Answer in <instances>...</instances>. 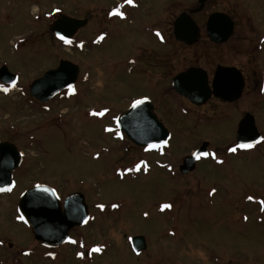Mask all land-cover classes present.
<instances>
[{"label":"rangeland","instance_id":"1","mask_svg":"<svg viewBox=\"0 0 264 264\" xmlns=\"http://www.w3.org/2000/svg\"><path fill=\"white\" fill-rule=\"evenodd\" d=\"M137 1L122 23L109 14L117 0H0V68L19 76L14 87L0 84V142L25 155L18 189L3 201L13 199L12 207L0 206V237L33 246L15 208L23 190L46 185L62 199L84 194L90 219L65 246L40 248V264H264V145L228 154L220 166L204 162L190 177L170 172L203 142L214 149L233 143L235 117L162 106L156 115L172 134L163 157L132 146L116 128L132 101L159 97L161 86L143 69V48L160 50L148 31L171 30L195 3ZM59 15L89 22L67 43L49 31ZM170 48L168 63L178 67ZM62 60L80 67L76 86L47 104L33 99L32 83ZM254 114L264 133V113ZM136 236L147 243L140 255L132 249Z\"/></svg>","mask_w":264,"mask_h":264},{"label":"flooded vegetation","instance_id":"2","mask_svg":"<svg viewBox=\"0 0 264 264\" xmlns=\"http://www.w3.org/2000/svg\"><path fill=\"white\" fill-rule=\"evenodd\" d=\"M194 1L195 3L193 2L191 7L182 10L173 19L171 30L153 29L148 31L151 32V36H154L156 47H159L160 50H155L151 45L147 46V49L143 48L146 59L143 69L145 75L155 84L154 87L161 86V88L156 95L159 96L156 102L149 96H144L139 100H149L153 106V113H159L158 110L160 111L162 106H167L173 113H180L178 108H183L185 112L187 108L189 109L188 113H213L214 115L221 113L219 116H224V118L235 117V133L233 143L224 148L216 147L214 149L211 148L210 143L203 142L202 145L204 143L209 144L206 151L209 156L198 160L193 172L183 174L181 167L185 160L191 157L202 145L184 157L176 167L171 168L170 172H174L173 176L182 178L195 175L198 167L204 162H209L213 166H220L222 163L224 164V157L228 154H240L243 152L242 150H253L264 145V133L258 128L257 116L254 114L264 113V4L259 0H226L224 7H220V5L212 4L217 0H206L204 7L199 10L201 7L200 0ZM136 2L138 1L133 0V3L129 4L127 0H117V7L111 8L109 14L118 17L122 23L126 22L129 17L128 12L133 10V13L140 5H137ZM118 13H123V16ZM216 14L219 16L210 20ZM182 15L188 16L191 19L190 24L194 26L185 30V26L182 24L183 29L179 32L186 40H176L174 24ZM129 21L132 23L131 20ZM170 44H175L171 48L177 52L179 57L178 67H172V64L168 63L167 54ZM186 60L191 63H185ZM191 71L194 72V77L191 80L195 86V91H199L193 95L199 103H193L190 98L180 94L174 88L175 80L180 75ZM133 102L124 112L132 107ZM168 102L171 105H168ZM238 113H241V116ZM247 114L255 118L258 131L262 135L260 144L252 148L242 147L236 140L239 124ZM237 117L238 120L236 121ZM215 118L217 117L215 116ZM171 139L172 134L170 133V139L164 146L147 151L152 155L163 157L164 150H167ZM231 148H236L237 151L231 152ZM20 151L22 152V150ZM22 154V162H24L25 155L23 152ZM175 168L177 173L174 171ZM19 169L13 172L14 185L12 189L0 191V206L6 205L9 210L14 200L9 199L7 204L3 201L6 197H13L16 193L19 185L14 176ZM28 189L23 190L24 192L22 191L18 197L15 217L17 222L19 221V224L30 233L33 246L18 247L12 240L0 237V264H40V248L58 249L41 245L35 239L31 227L21 219L18 204ZM65 198H61V200L64 201ZM48 258L50 262L56 260L55 256L52 255Z\"/></svg>","mask_w":264,"mask_h":264},{"label":"water","instance_id":"3","mask_svg":"<svg viewBox=\"0 0 264 264\" xmlns=\"http://www.w3.org/2000/svg\"><path fill=\"white\" fill-rule=\"evenodd\" d=\"M205 1L200 0L201 7L199 10L204 7ZM218 16L219 14L213 15L210 20ZM87 23V20L59 15L51 25L50 31L59 37L63 36L65 40H70ZM190 23L191 19L186 15H182L175 21L176 40H186L179 31L183 29L182 24H184L185 30H189L194 26ZM79 74L78 65L62 60L58 68L47 71L42 77L35 80L29 93L33 99L46 104L62 91L72 88L77 83ZM193 77V71L180 75L174 82V88L180 94L190 98L193 103H199L193 95L199 92L195 91V86L191 80ZM17 80L18 77L12 74L8 67L3 66L0 69V81L3 84L14 85ZM142 101H144L142 104L137 107L132 106L129 111L119 117L117 125L120 132L138 148L146 149L166 144L170 138L168 129L153 113L151 102L147 99ZM236 140L242 146L252 145V147L262 141V135L259 133L255 118L252 115L247 114L239 124ZM208 145L205 143L193 157L185 160L181 167L182 173L193 172L196 162L200 158L208 156L205 155ZM197 155H199V159H197ZM21 164L22 154L17 146L9 142L0 143V189L13 187V172ZM18 208L25 222L31 227L35 239L49 248H57L67 243L70 232L76 227L85 225L90 216L89 207L83 194H71L62 203L56 192L44 185L29 189L21 197ZM131 243L137 255L147 249L146 239L143 236L134 237Z\"/></svg>","mask_w":264,"mask_h":264},{"label":"snow or ice","instance_id":"4","mask_svg":"<svg viewBox=\"0 0 264 264\" xmlns=\"http://www.w3.org/2000/svg\"><path fill=\"white\" fill-rule=\"evenodd\" d=\"M127 2L129 3V4H132L133 3V0H127ZM120 16H123V13H118ZM158 35H159V33H157ZM60 39H62V40H64L65 38L63 37V36H61L60 37ZM101 39H103V37H101ZM65 42H67V43H71V41H65ZM0 87H2V86H0ZM3 91H5V92H7L8 91V89L7 88H3ZM144 101H142V100H136V101H134L133 102V107H137L138 105H140V104H142ZM242 147H246V148H251L252 147V145H243ZM230 151L231 152H236L237 151V149L236 148H231L230 149ZM205 155H208L207 153H205ZM197 159H199V155H197ZM221 163H222V161H220ZM143 163V162H142ZM140 167H141V165L140 164H137L136 165V170L137 171H139L140 170ZM11 189H8V191H10ZM0 191H2V189H0ZM215 192V190H213V193ZM101 207H103L102 205H101ZM113 207H116V205H114ZM164 207L165 208H168V207H171L170 205H164ZM21 219H23V217H21ZM246 219V218H245ZM72 243H75V241H71ZM93 251H100V249L99 248H97V249H94ZM79 255H83L82 253H80Z\"/></svg>","mask_w":264,"mask_h":264}]
</instances>
